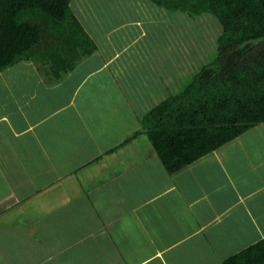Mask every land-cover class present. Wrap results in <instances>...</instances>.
<instances>
[{
	"label": "crops",
	"instance_id": "obj_1",
	"mask_svg": "<svg viewBox=\"0 0 264 264\" xmlns=\"http://www.w3.org/2000/svg\"><path fill=\"white\" fill-rule=\"evenodd\" d=\"M70 7L67 48L0 72V264H223L264 239V92H201L219 54L196 59L193 15Z\"/></svg>",
	"mask_w": 264,
	"mask_h": 264
},
{
	"label": "trees",
	"instance_id": "obj_2",
	"mask_svg": "<svg viewBox=\"0 0 264 264\" xmlns=\"http://www.w3.org/2000/svg\"><path fill=\"white\" fill-rule=\"evenodd\" d=\"M71 1L0 0V72L28 59L45 40L81 33ZM172 4L187 8L191 5L193 16L223 13L218 18L220 23L229 24L224 43L231 42L223 46L225 51L217 61L206 65L198 76L204 95L211 92L213 85L224 86L237 98L246 92L254 99L264 92V0H172ZM254 50L257 57L252 58ZM223 264H264V239Z\"/></svg>",
	"mask_w": 264,
	"mask_h": 264
},
{
	"label": "rangeland",
	"instance_id": "obj_3",
	"mask_svg": "<svg viewBox=\"0 0 264 264\" xmlns=\"http://www.w3.org/2000/svg\"><path fill=\"white\" fill-rule=\"evenodd\" d=\"M162 1H165V4L171 8V10L173 11V15L174 14L191 15V11L189 10L191 5H188V8H187V7H182V6L180 7V5H175V4L173 5L172 0H162ZM199 15L200 16L198 15L191 16V18H193L191 25H192V28H195V29L197 28V31L199 33L200 31L202 32L203 35L201 34L202 35V37H200L201 40H198L197 42V40L193 39L192 41L188 40V42L190 41V44L192 45L191 47H193L194 45L198 47L200 55L197 56L196 59L199 60L201 64L202 63L204 64L206 57H208L210 54L212 55V57L217 56V54H222L225 51L223 46H226L231 41L224 43V38H225L224 33L225 31L229 30L228 29L229 24L228 23L226 24V22H224V24L222 25L220 23L218 18L221 17L223 13H218V12L217 13H207V14L202 13V15L201 14ZM67 38L68 37H63L65 41L67 40ZM201 49H202V53H201ZM188 52H189L188 55L190 56L192 54L191 50H189ZM254 52L256 51L254 50L250 56H253ZM254 56L252 58H254ZM248 58L246 59V61L248 60ZM193 62L194 61H191V59H189V66L187 68L188 71L195 72L194 70L198 68L196 62L194 63Z\"/></svg>",
	"mask_w": 264,
	"mask_h": 264
}]
</instances>
